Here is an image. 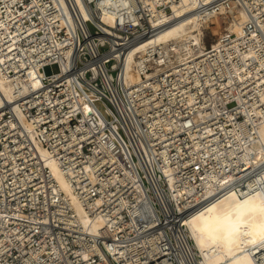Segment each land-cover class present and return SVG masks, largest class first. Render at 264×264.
Here are the masks:
<instances>
[{"label": "built area", "instance_id": "2783aa9c", "mask_svg": "<svg viewBox=\"0 0 264 264\" xmlns=\"http://www.w3.org/2000/svg\"><path fill=\"white\" fill-rule=\"evenodd\" d=\"M192 1L182 16L216 19L213 44L148 45L130 82L129 50L171 27L179 0H0V73L23 63L41 83L0 104V264H191L196 210L233 188L264 200V0Z\"/></svg>", "mask_w": 264, "mask_h": 264}, {"label": "bare ground", "instance_id": "6f19581e", "mask_svg": "<svg viewBox=\"0 0 264 264\" xmlns=\"http://www.w3.org/2000/svg\"><path fill=\"white\" fill-rule=\"evenodd\" d=\"M193 6L192 0H179L178 5L172 4L171 13L179 19L151 41H146L129 50L124 67L126 81L135 82L137 80L136 74L133 73V61L135 56L148 45L177 41L182 45L192 43L199 47L206 46L202 35L207 30V26L218 22L213 19L203 25L192 14L182 16L193 9ZM106 21L111 23L110 18ZM230 30L236 35L240 34V27L237 24L231 26ZM8 49L10 50L11 47L9 46ZM19 65L20 69L27 70L26 74L20 73L14 66L10 69L14 72L13 75L0 73V104L12 103L41 85L40 73L35 68L28 70L23 63ZM91 99L98 109L103 111L100 101L93 95ZM85 110L88 112L90 108L86 107ZM256 134L264 146V125L256 129ZM104 139L110 149L122 158V149L116 139L110 134H107ZM252 153L261 159L259 153H255L254 148H250L249 158ZM41 154L46 155L44 151H41ZM48 165L59 190L71 204L81 226L89 228L92 232L96 231L101 226V222L87 216L53 161H49ZM247 165L248 168H254L257 161L250 159ZM240 168L241 166H238L234 170L242 174L245 169L240 170ZM213 193L211 189L206 191L208 195ZM185 232L186 240H189L187 250L191 264H264V200L259 194H243L241 190L237 191L235 188L218 193L186 220Z\"/></svg>", "mask_w": 264, "mask_h": 264}, {"label": "rangeland", "instance_id": "374dc122", "mask_svg": "<svg viewBox=\"0 0 264 264\" xmlns=\"http://www.w3.org/2000/svg\"><path fill=\"white\" fill-rule=\"evenodd\" d=\"M207 32H206V36H207V40L205 41V45H208L211 43V40L213 39L214 35L216 36L218 34V32L220 31V26L218 25V23H214L210 26H207L206 28ZM58 71L56 66H52V67H46L44 69V73L46 75H49L51 73H56Z\"/></svg>", "mask_w": 264, "mask_h": 264}]
</instances>
